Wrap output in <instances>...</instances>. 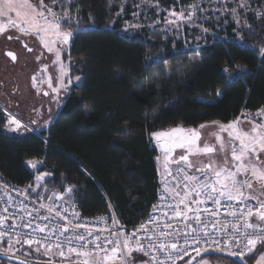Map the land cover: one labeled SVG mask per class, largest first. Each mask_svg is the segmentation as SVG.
I'll return each instance as SVG.
<instances>
[{"label": "trees", "instance_id": "1", "mask_svg": "<svg viewBox=\"0 0 264 264\" xmlns=\"http://www.w3.org/2000/svg\"><path fill=\"white\" fill-rule=\"evenodd\" d=\"M131 6L75 0L68 58L79 66L81 83L70 88L47 132L11 135L0 109V178L32 190L36 175L45 173L42 186L73 189L84 218L111 208L125 227L145 219L156 199L152 131L227 123L264 106V23L250 18L241 43L209 38L186 47L146 30L122 33ZM33 164H40L37 172ZM254 253L247 264L259 257Z\"/></svg>", "mask_w": 264, "mask_h": 264}, {"label": "snow or ice", "instance_id": "2", "mask_svg": "<svg viewBox=\"0 0 264 264\" xmlns=\"http://www.w3.org/2000/svg\"><path fill=\"white\" fill-rule=\"evenodd\" d=\"M108 2L109 5L112 4V0ZM70 4L71 0H0V34L14 30L19 33L16 39L21 36L34 37L51 53L56 42L52 37L61 45H67L76 31L72 27L71 14L68 11ZM143 4L150 6L149 0H143ZM54 5H59L62 12L54 11ZM239 7L246 11H255L256 18L264 23V11L250 9L248 0H241ZM189 8L192 10L170 11L169 16L176 19L165 17L164 22L175 25L176 31L179 32L182 24L189 22L196 10L203 11L196 3ZM225 11H230L237 24H240V14L235 7ZM242 26L251 27L246 20ZM203 30L208 31L207 28ZM7 38L13 37L9 35ZM62 50L63 47L55 49L57 60ZM261 53L264 54V48ZM6 54L15 60L13 53ZM61 72L66 75L63 67ZM33 79L35 80V77ZM75 79L79 80L80 77ZM242 117L246 119L249 127H244L240 122L241 117H236L227 123L212 121L200 124L198 128L177 124L150 133L151 140L156 142L162 153V156L156 159L162 164L165 177L162 181L164 191L159 193L160 203L154 205V209L161 210L166 221H174L180 227L163 222L150 229L142 223L130 233L122 229L111 231L110 237H103L104 243L101 244L99 235L93 236L92 232L78 231L82 227L80 223L74 222L79 219L78 212H73L70 219L62 214L60 208L53 209L51 205L41 203L39 209L48 215L37 210L36 216L31 220L21 217L22 222L17 221L15 213L0 217V239L6 234L8 237V247L0 248V255L11 259L15 255L14 245L22 243L28 245L31 251H25L21 257H16L17 264H33V260L28 258L32 252L37 256L48 257L46 261L37 260L36 264H57L56 257L62 258L60 264H64V261H67V264H168L172 260L171 252L177 248L175 237L183 235L184 244H189L191 238V242L198 246H219L221 243L227 246L231 239L236 241L238 247L241 239L246 240L247 252L256 250L259 253L257 264H264V106L254 114L242 110ZM205 128L210 131L202 139L204 134L200 130ZM209 138H214V142ZM177 149L180 150L178 153ZM32 166L35 167L34 164ZM42 178L43 174L38 176L37 180ZM66 191V203L71 204L75 193L71 188ZM41 197L42 194L37 193L36 199ZM56 198L61 199L62 196ZM253 201L255 203H252ZM221 206L224 207V215L232 219L208 220V216H217ZM3 211L8 212V208L5 207ZM9 217L12 219L10 224L7 223ZM54 218L64 223H41L52 221ZM151 219L159 221L160 218ZM118 223L113 218L114 228ZM209 224L213 232L209 231ZM16 228L30 231L13 232ZM141 230L143 235L140 234ZM221 230L224 231L222 239L214 234ZM36 232L44 235L37 236ZM69 232L71 235H64ZM53 235L55 240L52 239ZM89 236H93V239L89 240ZM153 248L158 253H163V258L152 254ZM196 251L199 254V247ZM134 252L142 253L148 259L138 262V258L133 256ZM230 254L237 255L235 252ZM238 254L241 258L246 255L243 251Z\"/></svg>", "mask_w": 264, "mask_h": 264}, {"label": "rangeland", "instance_id": "3", "mask_svg": "<svg viewBox=\"0 0 264 264\" xmlns=\"http://www.w3.org/2000/svg\"><path fill=\"white\" fill-rule=\"evenodd\" d=\"M125 2H130L133 14L130 15L131 20L123 25L122 33L132 35L135 32L146 30L160 34L165 41L182 42L186 47H196L198 44L204 45L209 38L241 43L240 31L244 28L242 26L244 21L246 20L248 23L250 18L258 20L255 11H246L239 7L241 0H149L150 6H145L143 0H125ZM193 3L199 4L200 9H203V11L196 10L192 19L182 24L179 32L176 31L175 25L164 22L165 17L172 20L176 19L169 16L170 11L192 10L189 6ZM157 4L159 7H156ZM137 5L141 6L137 7ZM248 5L250 9L264 11V7H262L264 6V0H248ZM53 7L57 13L62 12L59 5ZM233 7L240 14V24H237L230 11H225V9ZM68 11L71 14L72 23H75L77 21L75 0H71ZM131 25L139 26L133 27ZM231 26L233 27L232 38L227 36L228 28ZM204 28H207L208 31L205 32ZM9 35L13 38L8 39ZM17 35L19 33L14 30L0 34V107L6 114L10 124L9 134L20 136L27 133H45L56 118L63 101L69 94L70 88L80 85L81 78L79 80L75 79L80 68L68 58L70 41L67 45H61L55 37H52V40L56 42L53 44L54 51L50 53L34 37L21 36L20 39H16ZM7 40H10V42ZM61 47H63V50L60 51L59 60H57L55 49ZM28 49H32V51ZM8 52L16 56V63H11L6 58ZM38 56L40 57L39 60L37 59ZM52 62L55 66L53 72L51 70ZM61 67L66 71V75L61 72ZM33 77H35V80ZM69 81L71 82L69 83ZM53 89H58V91ZM240 122L244 127H249L242 115ZM200 131L204 134L203 139L210 129L205 128ZM209 139L214 142V138ZM151 141L157 150L158 156H162L156 142ZM176 151L178 153L180 150L177 149ZM34 165L35 167L30 168L37 172L40 164ZM156 167L157 173L158 168L160 169L158 178L165 179L162 164L158 163L157 159ZM41 175H36L32 190L42 187L48 176L44 173L43 178L38 181L37 177ZM3 247H8L7 242ZM20 247L30 249L28 246L15 244L13 252L15 253ZM46 258L48 259V257ZM56 259L62 260L60 257H56ZM202 264L230 263L222 259H214L213 261L206 259Z\"/></svg>", "mask_w": 264, "mask_h": 264}, {"label": "built area", "instance_id": "4", "mask_svg": "<svg viewBox=\"0 0 264 264\" xmlns=\"http://www.w3.org/2000/svg\"><path fill=\"white\" fill-rule=\"evenodd\" d=\"M167 179L170 180L171 177H167ZM162 181L163 180L159 179L158 189H157V193H156V199L153 202L147 217L145 219L141 220L137 225H135L133 227H125L124 225H122L118 221L116 215L114 214V212L112 211L111 208L109 209L108 213L97 215L96 217H94L92 219L84 218L82 216L80 210H79L78 204H77L74 196H73L71 204L66 203V201L68 199V193L66 190L68 188H66L62 192L54 191V190L49 189V188L44 187V186L39 187V188L34 189V190H27V189L19 188V187L15 186L11 183H8V182L4 181L2 178H0V217H6V216H9V213H15L17 221L22 222V221H20L21 217H24L28 220H31L33 217L36 216L37 210L43 212L44 215H48L47 212L39 209V205L41 203H43L46 206L51 205L53 207V209L60 208L62 211V214L65 215L66 217H69L70 219L72 218L73 212H78L79 213V219L77 221H74V222H78L82 225V227L79 228L78 231L81 233L92 232L93 236L99 235L101 237V240L99 241V243H101V244L104 243L103 237H110L111 231H114L117 229H122L126 233H130L133 229L139 228L142 223L145 224L146 227H148L150 229L155 228L157 223H163V222L173 223L174 227H180V225L176 224L174 221H166V218L163 217L161 210L154 209V205H157L158 203H160L159 193L161 191H164V189L162 187ZM37 193L42 194L41 199H36ZM57 196H62V198L57 199L56 198ZM48 197H51V198L49 199ZM33 200H35L36 202L32 203ZM252 203H255V202L253 201ZM9 205H11V206H9ZM24 206H26V208ZM5 207L8 208V212L3 211V209ZM213 207H216V206H213ZM152 217H159L160 219H159V221H156V220H152L151 219ZM98 218H102V219L98 220ZM113 218H115L119 222L115 228L113 225ZM207 219L210 221H216V220L230 221L232 218L224 215V207L221 206L220 211L216 217L208 216ZM37 222H40V221H37ZM55 222H59L61 224L64 223L63 221H57L56 218H54L52 221H43L41 223L42 224H48V223H55ZM7 223H9V224L12 223V219L10 217L7 220ZM34 226H35V224L33 225V227ZM218 227H219V225H218ZM241 230H243V229H241ZM12 231L13 232H27L30 230L29 229H23V228H16V229H13ZM209 231L213 232L211 224H209ZM228 231L230 232L231 229L229 228ZM140 234L143 235L142 230H141ZM214 234L218 238L222 239L223 235H224V231L221 230L219 232H214ZM35 235L43 236L44 233L36 232ZM64 235H71V232L65 233ZM93 236H89L88 239L92 240ZM7 238L8 237L6 234L3 239H0V241L6 242ZM55 238H56L55 235H53L52 239L55 240ZM61 239H63V237H61ZM175 240L177 242V248L175 251L171 252L172 260L169 261L168 264H183V263H185L193 255L197 254L196 249L198 247L200 249L199 252L217 251V252L228 253V254H230L231 252H235V253H237V255H233V256L238 257V258L243 259V260L247 259L248 257H250L254 253V252H252V253L247 252L246 240H243V239H241L239 241L238 247L236 246V241L231 240V239H230L229 244L227 246H225L223 243H221L219 246H217V245L208 246V245H204V244H201L198 246V245H195L191 242V238H189V244L186 245V244H184L183 235L176 236ZM17 245L28 246V245L22 244V243H17ZM90 247H91V245H90ZM258 247H260V246L258 245L257 248ZM242 251L246 253V255L243 258H241V256L238 254ZM152 254L159 255L161 258H163V253H158V251L155 248L152 249ZM133 255H138V256L142 257L143 260L148 259V257L143 256L142 253H135L134 252ZM72 258H75V257L73 256Z\"/></svg>", "mask_w": 264, "mask_h": 264}, {"label": "water", "instance_id": "5", "mask_svg": "<svg viewBox=\"0 0 264 264\" xmlns=\"http://www.w3.org/2000/svg\"><path fill=\"white\" fill-rule=\"evenodd\" d=\"M14 55V54H13ZM15 56V55H14ZM6 58L11 62V63H16V56H15V60H13V58L11 56H8L6 54ZM222 257V258H226L229 260H232L233 262L237 263V264H247L243 259H240L238 257H235L231 254L228 253H222V252H217V251H203V252H199V254H195L193 255L185 264H197L200 261L208 258V257ZM0 261H5L7 263H11V264H17V259L15 256H13L11 259H9L8 256H3L0 255ZM33 264H36V262H33Z\"/></svg>", "mask_w": 264, "mask_h": 264}, {"label": "flooded vegetation", "instance_id": "6", "mask_svg": "<svg viewBox=\"0 0 264 264\" xmlns=\"http://www.w3.org/2000/svg\"><path fill=\"white\" fill-rule=\"evenodd\" d=\"M7 41L10 42V40H7ZM45 61L47 62V59ZM51 65H52V69L51 70L53 72V68L55 69V66L53 65V62H52ZM41 133H43V132H41ZM35 135L40 136V133H36ZM1 248H4V247H1ZM25 251H31V249L27 250L26 248H21L20 247L19 251H16L14 256L15 257H21ZM212 257H214V256H212ZM28 258L33 260V262H36L37 260H40V261H46L47 260V258L45 256H37V254L35 252H32L31 256L28 257ZM204 261H206V259L200 261L197 264H202ZM56 262H57V264H60L61 260L56 259ZM0 264H11V263H7L5 261H0ZM64 264H67V262H64Z\"/></svg>", "mask_w": 264, "mask_h": 264}, {"label": "crops", "instance_id": "7", "mask_svg": "<svg viewBox=\"0 0 264 264\" xmlns=\"http://www.w3.org/2000/svg\"><path fill=\"white\" fill-rule=\"evenodd\" d=\"M258 259H259V257L257 258V260L255 261V263H254V264H257V262H258Z\"/></svg>", "mask_w": 264, "mask_h": 264}]
</instances>
